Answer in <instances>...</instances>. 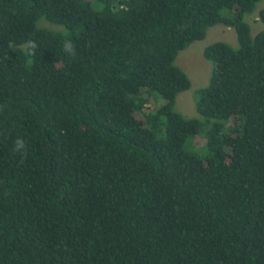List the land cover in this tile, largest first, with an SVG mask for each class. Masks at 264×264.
<instances>
[{
	"label": "trees",
	"instance_id": "obj_1",
	"mask_svg": "<svg viewBox=\"0 0 264 264\" xmlns=\"http://www.w3.org/2000/svg\"><path fill=\"white\" fill-rule=\"evenodd\" d=\"M259 1L0 0V264H264ZM217 24L203 155L175 59Z\"/></svg>",
	"mask_w": 264,
	"mask_h": 264
},
{
	"label": "rangeland",
	"instance_id": "obj_2",
	"mask_svg": "<svg viewBox=\"0 0 264 264\" xmlns=\"http://www.w3.org/2000/svg\"><path fill=\"white\" fill-rule=\"evenodd\" d=\"M262 9H264V0L256 4L255 10L252 13L244 15V20L250 26L251 36L264 30V22L258 18V12ZM41 20L39 22H41ZM49 25L54 26L53 24ZM216 41H222L232 47H236L237 36L235 30L222 24L211 26L207 29L206 35L202 40L192 42L188 47L179 51L176 56V65L187 74L191 83L188 90L177 95L175 102V109L186 118L200 117L196 110V91L208 84L212 71V63L205 58L203 50L206 46ZM146 106L153 108L154 104L149 103L146 104ZM200 119L203 121L204 127L202 126L198 134L186 139L184 148L186 150L201 151V154L204 155L208 152L207 147L205 148L208 137L207 130H209L213 120L207 121L202 117H200ZM206 124L209 125L208 129Z\"/></svg>",
	"mask_w": 264,
	"mask_h": 264
},
{
	"label": "clouds",
	"instance_id": "obj_3",
	"mask_svg": "<svg viewBox=\"0 0 264 264\" xmlns=\"http://www.w3.org/2000/svg\"><path fill=\"white\" fill-rule=\"evenodd\" d=\"M31 44H32V47H35V43L34 42H30ZM63 50L66 52V53H68V54H70V55H72V56H75V47H74V45L72 44V42L71 41H68V40H66L65 42H64V48H63ZM25 143H24V141H23V139H17L16 140V142H15V151L16 152H20V153H24V150H25Z\"/></svg>",
	"mask_w": 264,
	"mask_h": 264
}]
</instances>
